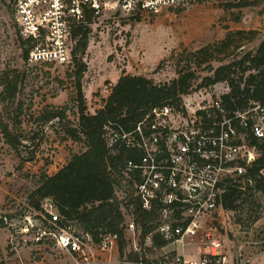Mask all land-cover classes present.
Returning a JSON list of instances; mask_svg holds the SVG:
<instances>
[{
  "label": "rangeland",
  "instance_id": "1",
  "mask_svg": "<svg viewBox=\"0 0 264 264\" xmlns=\"http://www.w3.org/2000/svg\"><path fill=\"white\" fill-rule=\"evenodd\" d=\"M247 1L246 5H241V0L199 2L164 9L156 15L132 17L105 12L87 24L88 43L83 55H77L80 62L71 59L63 65L35 66L28 65L22 57L27 44L21 42L11 8L0 3V209L6 205L19 209L29 199L41 174L53 173L71 154L83 151L81 142H74L65 134V128L78 121L77 76L81 65L85 70L79 91L88 113L103 105L123 73L142 75L154 83L170 81L177 77L176 58L184 63L192 57L188 52L208 44L214 45L211 64L215 68L234 60L241 51L255 50L264 41V0ZM237 30L253 31L252 39H248L249 34H233L228 49L217 52V44ZM195 71L196 79L187 94L197 92L201 78L210 74L206 64ZM211 90L221 95L229 88L226 82H217ZM50 107L63 112V117L44 122L41 113ZM3 126L11 132L14 146L6 143ZM120 186L118 194L123 197V183ZM250 194L237 209L222 210L204 219L197 236L184 245L167 243L157 248L152 245L151 235L142 239L136 224L134 234L125 232L123 253L119 254L116 245L104 253L105 257L100 255L103 261L99 264L157 261L164 255L180 253V247L185 256L194 258L204 251L199 246L206 232L222 241L225 264H264V197L259 192ZM122 210L127 220L132 214L127 208ZM5 239L6 232L0 227V242L4 244ZM20 251V255H13L5 249L0 264L71 262L50 250Z\"/></svg>",
  "mask_w": 264,
  "mask_h": 264
},
{
  "label": "built area",
  "instance_id": "2",
  "mask_svg": "<svg viewBox=\"0 0 264 264\" xmlns=\"http://www.w3.org/2000/svg\"><path fill=\"white\" fill-rule=\"evenodd\" d=\"M227 0H0L9 6L19 35L30 42L26 62L30 66L63 65L71 60L72 28L86 17L105 12L132 17L156 15L169 8L199 2ZM223 93H221L222 95ZM220 94L211 86L193 95H182L179 107H152L134 127L110 131L108 145L118 141L138 154L122 167L142 208L159 203L154 221L167 243L185 244L197 236L204 219L222 211L223 184L242 177L241 189L252 186L247 167L258 156L250 140L264 143V106L252 103L242 111L227 113ZM124 181L122 183H124ZM207 224V223H206ZM125 232L134 234L135 220L124 221ZM0 227L6 232L0 242V262L6 249L13 255L24 248L50 250L68 257L72 264H99L100 255L118 243V235L101 234L98 242L71 222H66L50 199L40 208L25 203L17 210L0 209ZM204 251L197 257L164 255L157 261L135 264H225L224 246L213 233L202 236Z\"/></svg>",
  "mask_w": 264,
  "mask_h": 264
},
{
  "label": "trees",
  "instance_id": "3",
  "mask_svg": "<svg viewBox=\"0 0 264 264\" xmlns=\"http://www.w3.org/2000/svg\"><path fill=\"white\" fill-rule=\"evenodd\" d=\"M248 4L241 0V5ZM91 15L84 23H78L72 28L74 45L71 59L80 62L88 43V26ZM249 34L252 39L253 31L237 30L227 34L217 45V52H225L233 34ZM251 37V38H250ZM23 49L22 57L26 60L30 42L20 36ZM240 46H236V48ZM214 45L208 44L195 51L188 52V60L176 58L177 77L163 83H154L142 75L123 73L111 87L110 93L103 100V105L94 113L86 112L84 96L80 90V77L85 70L81 65L77 76L78 88V121L76 125H68L65 134L74 142H81L84 149L71 154L69 160L53 174L43 173L39 176L36 187L31 191L26 203L40 208L44 199H50L60 216L71 222L78 229L89 233L94 241L100 240L101 234L118 235L117 248L122 254L125 247L124 213L127 208L134 216L135 224L141 229L144 240L151 235L152 245L164 247L167 242L154 232V221L158 217L159 203L154 201L148 209L141 206L134 195L130 181H124L122 167L127 159H137V152L126 148L118 141L108 145L107 134L116 129L131 130L142 119L149 109L163 104L179 107L182 95L188 93L196 79L195 69L202 64L210 74L201 78L199 87L211 86L217 82H226L229 91L220 96L222 106L227 113L242 111L252 103L264 106V41L255 50L241 51L236 58L227 63L213 67L211 64ZM173 56V55H172ZM7 79V78H6ZM10 81V80H8ZM11 82V81H10ZM7 85V84H6ZM15 84L12 91H15ZM63 117L58 109L48 108L41 113L44 122ZM5 141L14 146L11 132L6 126L2 127ZM258 149V156L247 167L246 176L252 180V186L246 185L241 189L240 180H227L222 187L220 203L222 210H235L246 201L245 196L250 192H259L264 197V143L254 138L250 140ZM123 197L118 194L122 188Z\"/></svg>",
  "mask_w": 264,
  "mask_h": 264
},
{
  "label": "crops",
  "instance_id": "4",
  "mask_svg": "<svg viewBox=\"0 0 264 264\" xmlns=\"http://www.w3.org/2000/svg\"><path fill=\"white\" fill-rule=\"evenodd\" d=\"M61 166H62V165H60L58 168H60ZM58 168H57V169H58ZM57 169H56L53 173H55V172L57 171ZM53 173H49V174L51 175V174H53ZM25 249H28V248L21 249V251H23V250H25ZM21 251H20V252H21ZM178 251L180 252V253H178V254H183V248H181V247L178 248ZM19 255H20V254H19ZM103 257H105L104 254H103ZM102 261H103V260H102ZM106 262H107V261H106ZM106 262H104V263H106ZM104 263H103V264H104ZM59 264H64V263H59ZM70 264H72V263L70 262Z\"/></svg>",
  "mask_w": 264,
  "mask_h": 264
}]
</instances>
